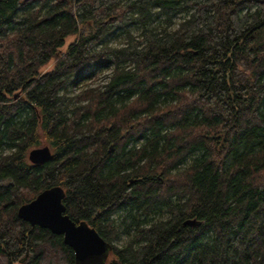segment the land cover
Segmentation results:
<instances>
[{
	"label": "trees",
	"instance_id": "1",
	"mask_svg": "<svg viewBox=\"0 0 264 264\" xmlns=\"http://www.w3.org/2000/svg\"><path fill=\"white\" fill-rule=\"evenodd\" d=\"M55 188L98 264H264V0H0V264H81Z\"/></svg>",
	"mask_w": 264,
	"mask_h": 264
},
{
	"label": "water",
	"instance_id": "2",
	"mask_svg": "<svg viewBox=\"0 0 264 264\" xmlns=\"http://www.w3.org/2000/svg\"><path fill=\"white\" fill-rule=\"evenodd\" d=\"M52 157V150L48 146L34 149L28 155L33 165L46 164ZM63 198L61 188L46 191L23 206L19 215L33 227L39 226L55 235L63 236L64 243L73 250L78 263L85 264L90 259L103 257L106 261L110 250L108 243L94 228L86 224H76L66 214ZM199 224L196 220H187L184 223L185 226L191 227Z\"/></svg>",
	"mask_w": 264,
	"mask_h": 264
},
{
	"label": "rangeland",
	"instance_id": "3",
	"mask_svg": "<svg viewBox=\"0 0 264 264\" xmlns=\"http://www.w3.org/2000/svg\"><path fill=\"white\" fill-rule=\"evenodd\" d=\"M166 19V17H162L158 20L154 21V24L152 26H156L160 23H164V20ZM181 17L180 16H175L172 21L175 25H177L180 22ZM131 32L135 35V36H139L141 33V30L138 27H131L130 28ZM74 38H71L68 40L67 44H69ZM124 39L125 36L121 33V32H117L116 35L111 36L107 39V43L113 47H121L124 44ZM51 65L48 66L47 69H50ZM106 73H109V71H107ZM107 75V74H105ZM107 82V78L106 76L103 77L102 79H100L98 82H96V84H103ZM80 89V86H76V85H72L68 88V94L69 95H74L76 94ZM223 143V141H222ZM41 147H45V145H42ZM40 147V148H41ZM49 147V146H48ZM128 241L127 237L125 235H121L119 240L116 241V245H123ZM102 260H104L103 258H95V259H90L87 262H85V264H96V263H100L102 262Z\"/></svg>",
	"mask_w": 264,
	"mask_h": 264
}]
</instances>
